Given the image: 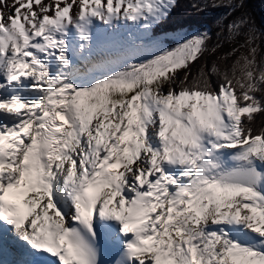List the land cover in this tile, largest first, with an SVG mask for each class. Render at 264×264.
I'll use <instances>...</instances> for the list:
<instances>
[{
	"label": "snow or ice",
	"instance_id": "6c2138e0",
	"mask_svg": "<svg viewBox=\"0 0 264 264\" xmlns=\"http://www.w3.org/2000/svg\"><path fill=\"white\" fill-rule=\"evenodd\" d=\"M245 3L195 0L228 10L215 42L169 47L178 0H0L14 264H264V30Z\"/></svg>",
	"mask_w": 264,
	"mask_h": 264
},
{
	"label": "trees",
	"instance_id": "16d2710c",
	"mask_svg": "<svg viewBox=\"0 0 264 264\" xmlns=\"http://www.w3.org/2000/svg\"><path fill=\"white\" fill-rule=\"evenodd\" d=\"M179 6L174 9L167 22L156 29L155 35L176 33L179 31H209L215 42L216 34L220 31L218 21L227 15L226 8L205 7L198 11L192 7L195 0H178ZM244 11L248 12L256 24L264 30V0H246ZM239 15V13H234ZM232 17H229L231 19ZM227 23V21H225ZM264 50V39L260 41Z\"/></svg>",
	"mask_w": 264,
	"mask_h": 264
},
{
	"label": "rangeland",
	"instance_id": "374dc122",
	"mask_svg": "<svg viewBox=\"0 0 264 264\" xmlns=\"http://www.w3.org/2000/svg\"><path fill=\"white\" fill-rule=\"evenodd\" d=\"M196 32H199V31H192V32H186V31H183L182 33L179 32L177 34H170V35H165L167 36V40H166V43L168 44L169 47H172L175 45L176 43V37L177 36H185V35H190V34H193V33H196ZM165 36H160L161 39H164ZM18 251V250H17ZM17 251H14L15 254H16V258H17Z\"/></svg>",
	"mask_w": 264,
	"mask_h": 264
},
{
	"label": "bare ground",
	"instance_id": "6f19581e",
	"mask_svg": "<svg viewBox=\"0 0 264 264\" xmlns=\"http://www.w3.org/2000/svg\"><path fill=\"white\" fill-rule=\"evenodd\" d=\"M9 4H11V0H8ZM7 14V13H6ZM1 243L5 246V248H7L8 250L12 249L14 251H17L18 250V246L16 244L13 243V240L11 237L7 236L6 238H4L3 241H1ZM12 246V247H11ZM7 252V250L5 251ZM18 253V251H17ZM1 258H7V257H4L1 256Z\"/></svg>",
	"mask_w": 264,
	"mask_h": 264
}]
</instances>
